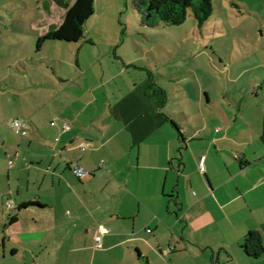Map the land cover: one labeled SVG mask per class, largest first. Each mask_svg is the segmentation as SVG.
<instances>
[{"label": "crops", "instance_id": "crops-1", "mask_svg": "<svg viewBox=\"0 0 264 264\" xmlns=\"http://www.w3.org/2000/svg\"><path fill=\"white\" fill-rule=\"evenodd\" d=\"M98 15L38 49L65 9L0 0V264H264L241 247L264 239V30L172 90Z\"/></svg>", "mask_w": 264, "mask_h": 264}, {"label": "rangeland", "instance_id": "rangeland-1", "mask_svg": "<svg viewBox=\"0 0 264 264\" xmlns=\"http://www.w3.org/2000/svg\"><path fill=\"white\" fill-rule=\"evenodd\" d=\"M148 1L97 0L96 22L102 26L99 29L95 25L93 35L126 41L120 51L153 62L156 76L168 89L176 87L171 75L180 78L194 70L203 75L208 69L215 71L217 65H225L220 55L230 59L237 52L252 51L258 30H264V0H213L214 13L203 26L190 10L182 24L160 22L155 27L143 23L142 12ZM93 21L94 17L89 22Z\"/></svg>", "mask_w": 264, "mask_h": 264}, {"label": "trees", "instance_id": "trees-1", "mask_svg": "<svg viewBox=\"0 0 264 264\" xmlns=\"http://www.w3.org/2000/svg\"><path fill=\"white\" fill-rule=\"evenodd\" d=\"M65 9V16L58 27H52L37 40L40 49L48 39L64 42H78L85 36L86 22L95 13V0H53ZM192 11L197 23L203 26L214 13L213 0H149L146 10L142 12L143 23L155 27L160 22L172 25L182 24ZM176 125V124H175ZM181 132V131H180ZM31 204L16 206L11 221L17 219V213ZM39 205V204H35ZM242 249L252 258L264 254V239L261 232L250 231L243 243Z\"/></svg>", "mask_w": 264, "mask_h": 264}, {"label": "built area", "instance_id": "built-area-1", "mask_svg": "<svg viewBox=\"0 0 264 264\" xmlns=\"http://www.w3.org/2000/svg\"><path fill=\"white\" fill-rule=\"evenodd\" d=\"M52 125H55L56 122L53 121L51 123ZM10 128L13 129L17 134L21 135V136H26L27 135V132H28V123L25 119L23 118H17L15 120H13L10 124H9ZM63 128L65 130H70L71 129V124L69 122H64L63 123ZM83 150L85 149V146L83 145L82 146ZM13 159L10 158L9 160V164L10 166L13 165ZM73 171L74 173L78 176V177H82V176H85L87 175L88 173H91L92 170L86 168L85 166L83 165H80V164H76L74 167H73ZM201 171H205V167L202 165L201 166ZM0 199H1V196H0ZM6 206L8 209H11V210H15L16 208V205L15 203L12 201V200H8L6 202ZM150 231V230H149ZM97 241L98 243H100V238L98 237L97 238ZM172 248H169V251H172Z\"/></svg>", "mask_w": 264, "mask_h": 264}]
</instances>
